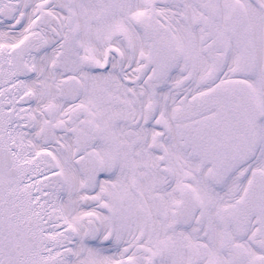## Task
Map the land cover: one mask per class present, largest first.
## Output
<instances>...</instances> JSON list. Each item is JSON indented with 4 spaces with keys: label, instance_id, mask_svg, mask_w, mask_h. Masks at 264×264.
Listing matches in <instances>:
<instances>
[{
    "label": "snow or ice",
    "instance_id": "obj_1",
    "mask_svg": "<svg viewBox=\"0 0 264 264\" xmlns=\"http://www.w3.org/2000/svg\"><path fill=\"white\" fill-rule=\"evenodd\" d=\"M0 264H264V0H0Z\"/></svg>",
    "mask_w": 264,
    "mask_h": 264
}]
</instances>
